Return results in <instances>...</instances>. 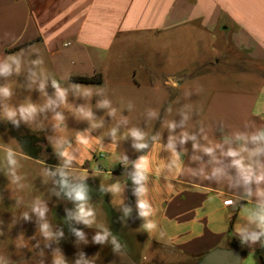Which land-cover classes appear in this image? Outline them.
I'll use <instances>...</instances> for the list:
<instances>
[{"label":"crops","instance_id":"1","mask_svg":"<svg viewBox=\"0 0 264 264\" xmlns=\"http://www.w3.org/2000/svg\"><path fill=\"white\" fill-rule=\"evenodd\" d=\"M170 34L183 38L198 36L199 44L204 36H209L206 38L216 53L203 64L204 70L213 73L204 79L232 82L247 75L257 83L252 94L246 89L235 91L233 86L219 87L213 92L231 106L235 105V99L238 106L252 99L250 114L259 122L257 157L249 156L250 142L240 145L239 153L236 152L240 167L237 172L231 169L224 180L210 174L208 168L215 162L213 148L220 147L226 154L231 142L208 137L207 124L187 125L182 119L186 112L205 114L208 106L198 112V108H193L197 105L195 102L192 108L178 106L174 109L176 113L171 111L170 105L178 101L179 91L191 79L199 78L186 77L181 72L157 78L154 65L143 61H135L125 78L114 76L107 80L99 74V57L112 49L117 55L130 37L161 36L164 40ZM42 51L52 58L23 59L19 61L20 66H47L48 71L40 74L36 69L29 70V75H44L52 80L56 85L43 90L49 95L65 93L57 84L67 82L69 96L77 98L78 92L87 85L79 114L85 117L83 122L89 136L95 139L100 136L97 144H87L85 157H77L79 166L69 161L64 169L85 173V180H97L101 186L100 176L110 171L100 161L108 162L113 157L118 161L117 172L113 174L138 180L137 187L143 188L142 180L152 178L164 179L176 187L166 197L159 217L163 241L175 254L166 262L153 260L150 264L194 260L217 248L231 249L232 242L237 243L236 250L242 259L243 254L255 252L264 261V183L258 184L257 189H248L251 163H257L259 178L264 179V0H0V56L38 55ZM235 59L240 63L234 62ZM85 60L91 61L92 72L85 73ZM237 64L240 69H235ZM224 65L226 69H220ZM95 76H100L99 84L70 80ZM160 82L169 90L167 101L161 107L167 119L160 128H155L147 124L154 110L145 107L143 102L132 105L126 98L152 96L154 91L161 90ZM27 88L33 96L42 93L34 85ZM172 91L177 92L174 95ZM214 102V99L210 101L212 106ZM73 109L79 110L76 105ZM118 115L127 116L129 121L125 125L134 140L124 145L131 150L126 156L116 155L117 144L104 135L105 130L118 129L111 124L107 126L105 118ZM171 115L176 122L168 121ZM186 127L193 132L192 138L186 139ZM142 161L143 167H140ZM52 177L58 192V177ZM237 180L242 182L241 190L228 186V182L231 185ZM2 205L15 206L20 211L43 205L55 207L46 201ZM133 236L142 243L139 235ZM112 255L129 259L130 264L143 263L139 262L140 254L112 251L108 258Z\"/></svg>","mask_w":264,"mask_h":264},{"label":"rangeland","instance_id":"2","mask_svg":"<svg viewBox=\"0 0 264 264\" xmlns=\"http://www.w3.org/2000/svg\"><path fill=\"white\" fill-rule=\"evenodd\" d=\"M206 37L209 36H204L201 44L195 35H186L183 38L170 34L164 40L161 36L130 37L125 42L126 47L117 55L112 49L109 53L101 55V59L98 58L99 74L107 80L113 79L114 76L125 78L135 61H143L154 65L157 78L164 79L168 74L179 72L186 77L199 78L191 79L179 91L176 101L179 105L176 102L171 104V111L176 113L174 109L178 106L184 109L192 108L195 102L197 105L193 108H198V112L208 106L205 114L186 112L182 119L187 125L207 124L208 131L205 134L208 137L231 142L226 154L222 153L220 147L213 148L216 163H212L208 168L210 174L218 178L223 177L221 180H224L231 169L237 172L240 167L236 155L240 145L250 142L249 156L257 157L259 122L250 114L252 99H248L242 106H238L235 99V105L231 106L213 92L219 87L233 86L235 91L246 89L245 91L252 94L257 88V83L254 77L247 75L232 82L204 79L213 73L204 70L203 64L216 53ZM51 58L43 51L38 55L8 53L0 56V264H92L96 262L94 256H105L108 251L140 254L139 262H143L142 264H150L153 260L166 262L175 254L174 250L164 243L159 227L160 212L166 197L176 188L168 181L152 178L142 180L145 183L143 188L137 187L135 184L138 180L113 174L117 172L118 161L111 156L112 160L108 162L100 161L110 171L108 175L100 176L101 187L106 191L101 196L90 201L75 202L63 198L59 190L56 191L52 177L54 175L58 177L59 182L85 179V173L68 171L64 167L69 161H74L73 166H79L77 157H85L87 144H97L100 136L97 135L96 139L89 136L83 122L85 117L79 114L85 102L84 90L89 88L87 85L78 92L77 98L69 96L67 82L57 84L65 93L59 96L49 95L43 90L55 83L44 78V75H29L34 69L41 74L49 68L22 67L19 64L23 59ZM234 62L239 61L235 59ZM222 68L226 69V66L220 67ZM240 68L238 64L235 66V69ZM86 72H92L91 61L85 60ZM32 85L40 88V96H33L29 92L27 87ZM19 86V89L12 90ZM160 88L161 90L154 91L152 96L126 98L132 105L137 101L143 102L145 107L154 110L147 124L154 125L155 128H160L167 119L161 107L167 101L169 90L163 86V82H160ZM213 99L215 102L212 106L210 101ZM74 105L78 106V111L73 109ZM126 117L118 115L105 118L107 126L111 124L113 128H118H114L117 132L111 129L105 130L104 134L105 139H113L117 144L118 156L129 154L131 150L124 145L134 141L125 125L129 121ZM168 121L176 122L172 115ZM36 132L43 133L45 143L34 141L31 148L32 151H38V154L37 158H31L27 153L26 138ZM192 135L190 127H186V139L192 138ZM159 139L165 140L162 137ZM248 172V189H257L258 184L264 183V179L259 178L261 176L257 163H251ZM234 183L230 185L228 182V186L235 190L242 189L241 181ZM40 201H46L55 207L53 206L51 211V207L44 209L40 206L36 207L37 212L24 214L15 206H12L13 209L2 205L6 202L29 205ZM63 216L71 217L73 226L82 229L76 233H60L56 243H53L55 220L64 219ZM149 225L151 227H148ZM114 231H117L125 242L119 244L115 241L112 235ZM133 234L139 235L142 243L135 241ZM243 255L245 256L241 258V264H263L258 253L247 252ZM90 257L92 259H89ZM104 264H130V260L112 255L104 260ZM171 264H191V261L180 260Z\"/></svg>","mask_w":264,"mask_h":264},{"label":"water","instance_id":"3","mask_svg":"<svg viewBox=\"0 0 264 264\" xmlns=\"http://www.w3.org/2000/svg\"><path fill=\"white\" fill-rule=\"evenodd\" d=\"M71 190L69 199L75 202L90 201L104 193V190L95 185L91 179L74 182L71 185ZM195 264H241V255L236 249L217 248L206 253Z\"/></svg>","mask_w":264,"mask_h":264},{"label":"trees","instance_id":"4","mask_svg":"<svg viewBox=\"0 0 264 264\" xmlns=\"http://www.w3.org/2000/svg\"><path fill=\"white\" fill-rule=\"evenodd\" d=\"M99 77L100 76L89 77V78L88 77H72L70 80L74 83H80V84H99L101 82ZM26 139L28 141V145H27V148H28L27 151L28 152L27 153L29 154V156L31 158H37L38 151H31L30 149H32L31 145L34 144V141H37V143H45V137H44L43 133H41V132L32 133V134L28 135ZM42 207L44 209H46V206L43 205ZM50 209L52 211V208H50ZM36 210L37 209H27L26 211H22V212L23 213L25 212L27 214L28 212H30V213L37 212L38 210L37 211ZM62 218H64V219H61V220H69V221L71 220V217L63 216ZM112 235L115 238V240H117V242H119V244L125 242V240L121 238V236L117 233V231H114V233H112ZM135 241H136V238H135ZM230 248L238 249L237 243L232 242L230 244ZM106 253L107 254L105 256H101V254H99L98 257L96 258V262H94L92 264H104V260H106L109 257L110 251H108ZM200 259H201V257H198L194 260H190L191 264H195ZM262 263L264 264V261ZM85 264H87V263L85 262Z\"/></svg>","mask_w":264,"mask_h":264},{"label":"flooded vegetation","instance_id":"5","mask_svg":"<svg viewBox=\"0 0 264 264\" xmlns=\"http://www.w3.org/2000/svg\"><path fill=\"white\" fill-rule=\"evenodd\" d=\"M32 151V149H30ZM95 185H97L99 188H101V186L99 185L98 181L97 180H94V179H91ZM82 181H85V179L83 180H78V181H72V182H69V181H65L64 182H59L58 181V186H59V192H60V195L63 197V198H66V199H69L71 193H72V190H71V185L74 183V182H82ZM102 189V188H101ZM57 217V216H56ZM59 221V223H58ZM82 228L80 227H74L73 224L71 223V221L69 220H59V219H56L55 220V229H54V233H53V243H56L57 241V237H58V234H62V233H68V232H73V233H76L78 231H80Z\"/></svg>","mask_w":264,"mask_h":264},{"label":"clouds","instance_id":"6","mask_svg":"<svg viewBox=\"0 0 264 264\" xmlns=\"http://www.w3.org/2000/svg\"><path fill=\"white\" fill-rule=\"evenodd\" d=\"M140 167H143V161L141 162ZM141 207H143V205H141ZM82 214H83V215H87V213H83V212H82ZM262 219H264V218H262ZM148 227H151V225H149ZM255 238H256V237H253V239H255Z\"/></svg>","mask_w":264,"mask_h":264}]
</instances>
